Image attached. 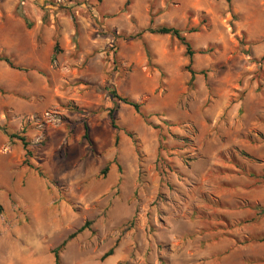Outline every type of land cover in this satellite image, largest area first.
Here are the masks:
<instances>
[{"label": "rangeland", "instance_id": "374dc122", "mask_svg": "<svg viewBox=\"0 0 264 264\" xmlns=\"http://www.w3.org/2000/svg\"><path fill=\"white\" fill-rule=\"evenodd\" d=\"M0 54V264H264V0H0Z\"/></svg>", "mask_w": 264, "mask_h": 264}, {"label": "trees", "instance_id": "16d2710c", "mask_svg": "<svg viewBox=\"0 0 264 264\" xmlns=\"http://www.w3.org/2000/svg\"><path fill=\"white\" fill-rule=\"evenodd\" d=\"M228 1H230V0H228ZM197 30H198V28H192L191 32L197 31ZM147 31L150 33H153V34H158V35H170V36L176 38L181 44H183L185 46L186 55L188 57V63L185 66V68L191 74V79H194L198 73H201V74L204 73L203 71L198 72L193 68V61H194V56L197 52L203 53L205 50L195 51L193 49L190 41L186 38V36L183 34V32L180 28L174 27V26H168V25H160L157 27L150 26L147 28ZM0 60L5 61L7 64H9L13 68L23 70L22 67L17 66L15 64L14 60L7 55L0 54ZM105 89L107 91V95L111 98V100L114 103V107H112L108 112L109 123L112 125L113 128L119 129V126L116 124L114 114H115L120 103H124V104L131 106L136 112L140 113L144 117L143 112H142V106L139 102L135 101L134 99H132L128 96H124V95L118 93V91L115 89V87L110 83L106 84ZM75 109H77V108L75 107ZM83 124H84L83 139H86L88 141L89 146L92 147L93 142L91 141L90 136H89V125L87 124L86 121H84ZM5 133L8 135V137L10 139H16V140L20 141V143L22 144L27 156L32 155V151L29 148V141L25 135H20L17 133H8L6 130H5ZM117 139L118 138L116 136L115 140L117 141ZM24 163L29 167H34L33 164H31L28 160H25ZM107 169H108V166H105V168L101 172L105 173L107 171ZM38 171H39V174L42 175V171L41 170H38ZM259 209H260L259 213L264 214V206L259 207ZM89 224H90V222H86L78 230L71 233L60 245H58L57 247H54L52 249V254L54 257V264H62L61 263V251L64 249V247L66 246V244L68 243V241L70 239L74 238L78 233L83 231ZM112 254H113V248H110L101 256V260H104L105 258L109 257Z\"/></svg>", "mask_w": 264, "mask_h": 264}]
</instances>
